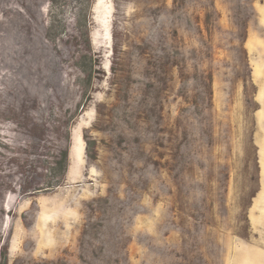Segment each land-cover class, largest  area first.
Returning <instances> with one entry per match:
<instances>
[{
  "label": "rangeland",
  "instance_id": "obj_1",
  "mask_svg": "<svg viewBox=\"0 0 264 264\" xmlns=\"http://www.w3.org/2000/svg\"><path fill=\"white\" fill-rule=\"evenodd\" d=\"M0 264H264V0H0Z\"/></svg>",
  "mask_w": 264,
  "mask_h": 264
}]
</instances>
